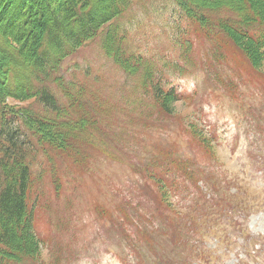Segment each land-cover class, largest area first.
Masks as SVG:
<instances>
[{"label":"rangeland","instance_id":"374dc122","mask_svg":"<svg viewBox=\"0 0 264 264\" xmlns=\"http://www.w3.org/2000/svg\"><path fill=\"white\" fill-rule=\"evenodd\" d=\"M146 3L143 8L136 5L121 19L127 25L126 48L150 60L164 80L180 91L181 100L173 108L175 120L163 117L150 128H128L123 145L108 142L104 126L117 131V123L134 125L139 121L134 105L145 106L150 100L142 91L132 92L133 79L104 56L100 38L61 63L66 80L82 89L79 101L90 102L97 115L101 109L105 113L95 119L88 112L96 128L75 139L68 159L64 152L46 147L32 161L36 179L31 200L36 202V230L43 245L39 261L45 264H123L122 259L127 264H169L159 246L143 241L138 232L139 226H147V220L141 213L133 215L132 206L144 203V182L126 163L138 150L154 145L171 144L192 160L198 169L196 176L203 173L199 185L212 195L218 210L225 209L231 199L248 204L253 212L243 228L264 237V64L259 73L233 72L207 54L213 38L199 33L196 43V27L179 16L176 8H169L166 0ZM99 7L97 4L96 15ZM175 17L185 34L176 30ZM183 39L193 43L190 49L184 47ZM51 50L45 51L46 58ZM235 61H240L238 56ZM28 74L24 67L22 79ZM30 102L9 99L8 104L22 107ZM190 130L211 147L191 144L186 132ZM107 149L117 158L107 156ZM208 175L213 179H206ZM173 201L177 210L184 209L185 201L176 197ZM236 229L240 228L229 229L226 240L219 231H209L204 245L210 252L201 260L180 264H264V249L257 257L245 259L239 245L244 235ZM164 246L169 256L179 252L168 241Z\"/></svg>","mask_w":264,"mask_h":264},{"label":"trees","instance_id":"16d2710c","mask_svg":"<svg viewBox=\"0 0 264 264\" xmlns=\"http://www.w3.org/2000/svg\"><path fill=\"white\" fill-rule=\"evenodd\" d=\"M148 1L150 5L155 0ZM146 2L0 0V264H22L25 260L45 264L37 261L41 241L34 228L36 203L30 202L34 184L31 162L47 145L64 152L68 158L75 139L86 134L90 127L96 128L88 112L95 119L104 117L103 109L97 115L90 102L79 101L82 89L66 80L60 71L65 58L101 34L105 57L133 79V93L142 91L150 100L145 106L133 102L139 117L134 124L148 126L160 118L174 117V103L181 99L180 94L150 60L126 50L124 42L128 31L118 21L136 5L147 6ZM168 2L179 16L186 17L196 27V43L200 40L199 33L213 38L212 61L224 62L233 72L254 71L261 64L264 0ZM97 4L101 11L96 15ZM175 27L178 32L186 33L178 20ZM181 42L187 49L193 44L187 43V39ZM46 50H51L49 58H46ZM235 56L240 59L238 63ZM24 67L30 74L22 79ZM9 99H33L34 103L13 107L8 104ZM125 133V129L120 130L118 137H111L108 142L123 145L121 140ZM188 134L191 144L210 148L195 131L190 130ZM134 156L136 161L129 165L138 167L137 171L143 175L145 199L158 215L156 226L145 230V236L152 241L155 234L174 236L176 244L190 246L189 258H204L207 253L197 249L196 242L214 230V224L221 217L224 220L228 214L232 217V213L221 214L211 196L203 199L205 194L196 184L198 169L189 158L162 147L144 149ZM206 179L213 177L208 175ZM191 184L195 190L191 189ZM173 196L187 201L183 210L171 206ZM241 202L247 207L244 201L231 199L226 209L232 210ZM151 218H154L153 213ZM146 220L152 223L150 218ZM223 223L215 230H227Z\"/></svg>","mask_w":264,"mask_h":264}]
</instances>
